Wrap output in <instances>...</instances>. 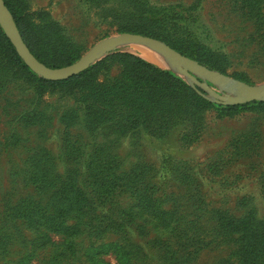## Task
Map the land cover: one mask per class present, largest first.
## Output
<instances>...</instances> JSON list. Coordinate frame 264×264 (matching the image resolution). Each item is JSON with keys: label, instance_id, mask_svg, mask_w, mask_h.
Wrapping results in <instances>:
<instances>
[{"label": "rangeland", "instance_id": "374dc122", "mask_svg": "<svg viewBox=\"0 0 264 264\" xmlns=\"http://www.w3.org/2000/svg\"><path fill=\"white\" fill-rule=\"evenodd\" d=\"M11 1L29 23L58 29V46L48 50L55 64H72L96 44L134 33L122 30L129 25L208 52L216 68L152 37L231 80L264 85V0ZM117 52L172 72L208 102L235 105L216 102L171 55L147 44L106 49L92 65ZM122 72L121 63L110 60L79 83L41 86L20 73L0 44V264H264V107L228 112L197 103L191 119L157 114L149 128L154 133L143 127L112 133L99 108L136 100L129 89L116 92L127 82ZM190 73L229 93L230 83ZM148 81L155 93L165 88L156 78ZM114 185L118 195L101 194ZM146 194L170 215L166 223L132 210ZM98 213L113 223L125 215L136 220L126 223L125 235L117 234L100 224L108 220ZM46 221L79 232L66 236L48 223L39 227ZM126 239L136 251L132 258L98 252L112 242L130 245Z\"/></svg>", "mask_w": 264, "mask_h": 264}, {"label": "trees", "instance_id": "16d2710c", "mask_svg": "<svg viewBox=\"0 0 264 264\" xmlns=\"http://www.w3.org/2000/svg\"><path fill=\"white\" fill-rule=\"evenodd\" d=\"M7 7L13 14L14 20L18 26V29L25 41L28 45L31 52L44 64L49 67H62L70 64V62L55 64L48 57V50L54 46H58L57 39L55 37L56 30L58 29L52 27V25H37L34 23H29L26 17L20 13L17 9H15L14 4L11 0H5ZM56 29V30H55ZM123 31L140 33L144 35H148L151 37H156L161 40L167 41L172 47L177 49L182 54L189 55L193 58L198 59L202 64L210 67L216 68L217 66L211 63L210 59H206L210 57L208 52L201 50V53L196 51L195 49L189 48L184 43H182L178 39H171L167 36L161 35L151 29H147L146 27H133L129 25H125L122 28ZM0 44L2 47L7 49L9 56L15 61L18 65L20 73L26 75L28 78H35L37 83L41 86H50V87H58L65 86L67 84L79 83L87 77L92 76L95 72H97L101 65L110 60L119 61L123 67L125 77V85H123V89H118L116 92L123 93V90H128L135 95L136 100L130 104H127L126 107L118 108L116 104L111 103L110 101L106 102V107H100L99 113H105L102 117L105 120V123H108L107 129H110L112 133L117 134H125L129 131L138 129L143 127L144 129L154 133L151 128V122H153L154 117L159 114L160 117L165 120L170 118V121L177 120L179 118L191 116L196 113L197 106L209 105V106H218L219 108L232 112L236 110L243 109L244 107L250 105H256L259 107H264V102L261 101H253L243 104H235V105H216L214 103L208 102L203 99L192 87H190L185 81H183L180 77L176 76L172 72L168 70H164L153 63L148 62L142 57L135 55L129 52H117L111 56H109L106 60L99 62L98 64L90 66L88 69L82 71L81 73L74 75L68 79L64 80H50L45 79L43 77L38 76L25 62V60L18 53L15 45L12 43L9 36H7L0 27ZM199 46V45H198ZM202 47V46H199ZM204 47V46H203ZM206 59V60H205ZM144 77H147V81L143 80ZM153 77L157 79L159 83H165V88H161L156 91H153L152 86L149 84V79ZM148 82V83H147ZM124 84V83H123ZM167 84V86H166ZM171 91V92H170ZM173 91V92H172ZM142 92V93H141ZM195 103V104H194ZM198 103L197 106H195ZM177 104V105H176ZM157 105V107H155ZM166 105H171V109L167 108ZM173 106V107H172ZM176 106L177 109H174ZM189 108V109H188ZM167 109V110H166ZM187 110V111H186ZM92 121V118H89ZM95 122V121H92ZM168 123V122H167ZM106 149V148H105ZM103 149V150H105ZM107 150V149H106ZM103 162L97 164V167L101 169ZM137 190L142 189L138 185H135ZM118 190L116 185L113 188H107L101 194L106 195L108 198H113L118 195ZM133 190V188L128 189ZM101 199H105L104 196ZM108 202V201H107ZM107 202H100L103 207L108 205ZM137 205L141 207H134L133 211L139 210L142 213L151 214L157 219V221L166 223L167 219L170 215L163 210L162 204L157 201L155 197H151L148 194L141 197L139 201H137ZM104 210V209H103ZM111 207L108 205L106 211H110ZM109 213V212H108ZM97 215H100L99 213ZM108 215H100L101 220H108L107 224L100 223L101 225H105L110 232L123 234L125 235V225L127 222L136 219H131V215H125L121 221H112V219H108V217H103ZM147 216V215H145ZM48 222L46 221L43 224H40L39 227L45 226ZM50 228L56 230V232H60L66 236H72L79 232L78 228L73 226H62V225H53L48 223ZM108 225V226H107ZM123 226V227H122ZM38 227V226H35ZM100 233L103 231L99 230ZM160 239V238H159ZM164 238L162 237L163 240ZM128 244L126 245L119 242L110 243L109 247L102 246L98 248V252H110L111 250L116 251L118 254L126 255L130 258L134 255V245L132 242H129L126 239ZM156 241H158L156 239ZM55 260V257L54 259Z\"/></svg>", "mask_w": 264, "mask_h": 264}, {"label": "water", "instance_id": "95a60500", "mask_svg": "<svg viewBox=\"0 0 264 264\" xmlns=\"http://www.w3.org/2000/svg\"><path fill=\"white\" fill-rule=\"evenodd\" d=\"M0 23L4 27L12 43L15 45L18 53L25 60L26 64L33 71L46 79H68L88 69L98 60L102 51L127 42H138L150 45L155 49L162 51L163 53L171 55L174 60L177 61V67L179 71L189 77L195 84L208 91L218 103L243 104L255 100H264V85L255 86L241 81L231 80L219 72L209 69L206 66L181 55L179 52L164 44L163 42L142 34L123 33L117 37L109 38L96 44L79 61L64 67L52 68L41 62L31 52L28 45L25 43L18 26L4 0H0ZM189 70L208 77L212 81L230 83V86L227 88L229 93L219 94L207 83L199 81L194 75H192V73H190Z\"/></svg>", "mask_w": 264, "mask_h": 264}, {"label": "bare ground", "instance_id": "6f19581e", "mask_svg": "<svg viewBox=\"0 0 264 264\" xmlns=\"http://www.w3.org/2000/svg\"><path fill=\"white\" fill-rule=\"evenodd\" d=\"M140 54H142L144 57H149V58H151L152 60H154V61H161L160 59L159 60H157V56H156V58L151 54V53H148V52H145V51H142V52H139Z\"/></svg>", "mask_w": 264, "mask_h": 264}]
</instances>
